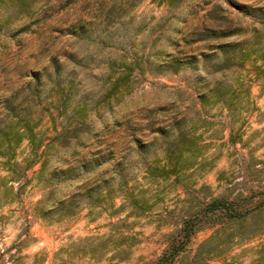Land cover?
I'll return each mask as SVG.
<instances>
[{"label":"rangeland","instance_id":"obj_1","mask_svg":"<svg viewBox=\"0 0 264 264\" xmlns=\"http://www.w3.org/2000/svg\"><path fill=\"white\" fill-rule=\"evenodd\" d=\"M19 118L0 264H160L186 223L170 264H264V0H0Z\"/></svg>","mask_w":264,"mask_h":264},{"label":"trees","instance_id":"obj_2","mask_svg":"<svg viewBox=\"0 0 264 264\" xmlns=\"http://www.w3.org/2000/svg\"><path fill=\"white\" fill-rule=\"evenodd\" d=\"M34 138L35 134L33 126L27 119L19 118L18 121H16V125H6V127L0 128V156L6 155L7 152L18 147L24 139H27L29 143L34 144ZM13 170H16V168L14 167ZM217 209L222 212L224 220H235L246 213V211H241L238 204L227 203L224 199L216 198L206 203L203 214L206 215L208 212L213 213ZM192 226L193 223H186L183 227L182 237L179 241L173 240L169 243L168 248L159 259L160 264H170L171 260L185 249L186 243L195 231Z\"/></svg>","mask_w":264,"mask_h":264}]
</instances>
